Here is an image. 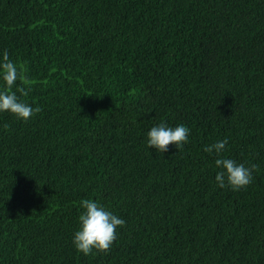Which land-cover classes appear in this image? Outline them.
I'll return each mask as SVG.
<instances>
[{
	"label": "trees",
	"instance_id": "obj_1",
	"mask_svg": "<svg viewBox=\"0 0 264 264\" xmlns=\"http://www.w3.org/2000/svg\"><path fill=\"white\" fill-rule=\"evenodd\" d=\"M5 49L42 110L0 112V264H264V0H0ZM162 122L188 143L148 148ZM82 199L125 221L107 254L73 246Z\"/></svg>",
	"mask_w": 264,
	"mask_h": 264
},
{
	"label": "clouds",
	"instance_id": "obj_2",
	"mask_svg": "<svg viewBox=\"0 0 264 264\" xmlns=\"http://www.w3.org/2000/svg\"><path fill=\"white\" fill-rule=\"evenodd\" d=\"M26 71L23 66H19L10 58L7 49L3 51L0 56V82H2L0 83V112H9L17 119L25 121L42 110L39 106L33 107L21 99L28 96L31 91L30 87L17 86L18 80L21 85L27 82ZM3 127L8 128L9 125L4 124ZM189 132V128L184 125L171 127L162 122L149 129L146 134V144L148 148H154L160 153L168 151L169 145H175L176 149H180L188 143ZM227 143L225 138L204 146L203 151L216 154L215 166L218 171L214 179L217 186L236 191L249 185L253 180L252 173L259 169L256 164L246 167L242 163L223 156ZM80 207L82 211L78 216V226L72 236L74 248L85 256L92 254L93 249L107 254L117 238V228L123 227L125 221L92 199H82Z\"/></svg>",
	"mask_w": 264,
	"mask_h": 264
}]
</instances>
